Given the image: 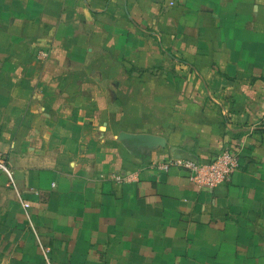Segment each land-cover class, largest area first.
<instances>
[{
  "label": "crops",
  "instance_id": "obj_1",
  "mask_svg": "<svg viewBox=\"0 0 264 264\" xmlns=\"http://www.w3.org/2000/svg\"><path fill=\"white\" fill-rule=\"evenodd\" d=\"M0 151V264H264V0H0Z\"/></svg>",
  "mask_w": 264,
  "mask_h": 264
},
{
  "label": "built area",
  "instance_id": "obj_2",
  "mask_svg": "<svg viewBox=\"0 0 264 264\" xmlns=\"http://www.w3.org/2000/svg\"><path fill=\"white\" fill-rule=\"evenodd\" d=\"M173 4V3H171ZM48 57L46 52H40L38 58L44 60ZM241 166V144L233 141L223 142L220 153L210 161L197 162L186 158L173 157L163 163L157 164L153 168L159 171L183 170L190 174V179L201 188L209 190L227 183L232 175ZM6 173L12 176L3 153L0 151V174ZM114 180L119 183L135 180V175H114ZM29 203H24V208L28 209ZM47 264H55L47 259Z\"/></svg>",
  "mask_w": 264,
  "mask_h": 264
},
{
  "label": "water",
  "instance_id": "obj_3",
  "mask_svg": "<svg viewBox=\"0 0 264 264\" xmlns=\"http://www.w3.org/2000/svg\"><path fill=\"white\" fill-rule=\"evenodd\" d=\"M125 138L137 140L136 145L140 147L153 148L155 146H164L165 141L162 138L150 135H124Z\"/></svg>",
  "mask_w": 264,
  "mask_h": 264
}]
</instances>
